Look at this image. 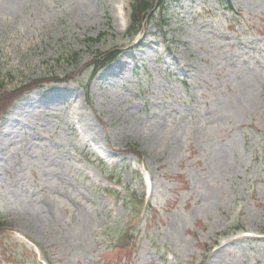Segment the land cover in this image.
I'll list each match as a JSON object with an SVG mask.
<instances>
[{
  "label": "rangeland",
  "instance_id": "obj_1",
  "mask_svg": "<svg viewBox=\"0 0 264 264\" xmlns=\"http://www.w3.org/2000/svg\"><path fill=\"white\" fill-rule=\"evenodd\" d=\"M226 1L132 41L133 0H0L7 91L60 79L0 120V264H264V0Z\"/></svg>",
  "mask_w": 264,
  "mask_h": 264
},
{
  "label": "trees",
  "instance_id": "obj_2",
  "mask_svg": "<svg viewBox=\"0 0 264 264\" xmlns=\"http://www.w3.org/2000/svg\"><path fill=\"white\" fill-rule=\"evenodd\" d=\"M162 1L163 0H134L133 25L128 34L132 36L135 35V33L137 32V28L142 24L143 20L149 16L152 17L155 9H160L159 6L162 5ZM102 37L103 35L101 34V38ZM115 57L116 54L113 53L106 61L98 63L95 66L93 65L91 79L96 75L99 69L108 65L112 60H114ZM6 78H1L0 76V113L5 112L13 104L15 99L22 95L24 96L27 92H29V90L33 89L34 87H38L39 83L59 79V77L51 73L48 76L35 79L32 82H22V84L16 85L12 88V90L7 91L8 84L5 83Z\"/></svg>",
  "mask_w": 264,
  "mask_h": 264
}]
</instances>
